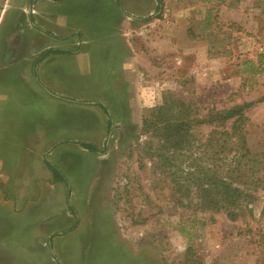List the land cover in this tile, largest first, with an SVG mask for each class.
<instances>
[{
  "label": "rangeland",
  "instance_id": "rangeland-1",
  "mask_svg": "<svg viewBox=\"0 0 264 264\" xmlns=\"http://www.w3.org/2000/svg\"><path fill=\"white\" fill-rule=\"evenodd\" d=\"M49 1L0 0V98L18 61L27 69L16 78L30 81V44L69 38L53 27L59 15H45ZM158 8L153 26H136L139 57L114 100L86 94L84 125L68 141L30 142L49 107L33 96L0 103V264H264V0ZM249 103L247 145L263 161L254 177L239 174L253 203L232 219L212 201L232 163L216 155L225 136L214 118Z\"/></svg>",
  "mask_w": 264,
  "mask_h": 264
},
{
  "label": "crops",
  "instance_id": "crops-1",
  "mask_svg": "<svg viewBox=\"0 0 264 264\" xmlns=\"http://www.w3.org/2000/svg\"><path fill=\"white\" fill-rule=\"evenodd\" d=\"M98 2V7L93 0H51L46 3L45 15L49 18L59 15L58 22L55 23L53 17L49 22L55 23L53 27L69 38L58 43L49 41L46 45L37 46V41L35 45L30 44L27 86L23 75L15 76L27 69L21 66L24 64L21 60L11 72V86L4 82L10 90L8 95H2L0 103L10 98L11 93L21 92L51 107L40 111L36 108L39 124L34 126L37 131L33 133L31 143L66 142L68 133H77L76 128L84 125L86 113L80 104L84 103L86 94L108 95L114 100L118 79L123 78L122 73L130 71L125 66L135 64L139 57L131 40L136 26L139 30L153 26L157 18L152 16L160 8L158 0ZM24 49L20 44L18 52L23 53ZM16 79L23 82H16ZM1 161L4 168L5 161Z\"/></svg>",
  "mask_w": 264,
  "mask_h": 264
},
{
  "label": "trees",
  "instance_id": "trees-1",
  "mask_svg": "<svg viewBox=\"0 0 264 264\" xmlns=\"http://www.w3.org/2000/svg\"><path fill=\"white\" fill-rule=\"evenodd\" d=\"M253 103L244 104L243 106H234L222 112H218L216 114V118H214L220 123V127L223 128L221 134L225 136V139L223 140L222 138L218 139L222 142V144H220V149L216 151V155L222 154L224 157L232 155V163L230 165L227 176H224L225 178H214L216 191H214L213 193L212 201L216 202L214 209H218L219 204L221 203H223V205L227 204L228 210L226 212L227 215L232 219L245 216L247 212H251L250 206L251 203H253L252 201H250V198L253 199V195L245 193V190L236 184L239 181L237 180L239 174L241 175V177H254L260 169L258 165L262 164L263 161V159L258 158L259 154H254L250 150L246 140V133L244 128L246 116L244 114V110L253 106ZM163 109L164 106H159L157 109L153 110V114L154 112H157V114H161L163 112ZM229 120H233L230 128L226 125ZM177 130L178 125H175V134L177 136L183 137V134H181L182 130ZM212 140L209 139L210 142ZM82 145L91 151H96L95 146L93 145L87 143H83ZM47 164L48 167L54 172L55 181L67 182L59 169L48 162ZM235 174L236 177H234ZM252 183L255 182L252 181Z\"/></svg>",
  "mask_w": 264,
  "mask_h": 264
}]
</instances>
